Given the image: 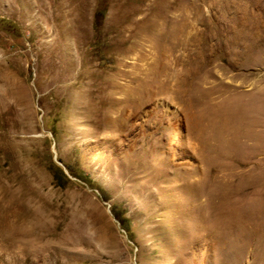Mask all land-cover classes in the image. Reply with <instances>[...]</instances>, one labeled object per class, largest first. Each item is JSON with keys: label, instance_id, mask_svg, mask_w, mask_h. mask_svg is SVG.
<instances>
[{"label": "rangeland", "instance_id": "1", "mask_svg": "<svg viewBox=\"0 0 264 264\" xmlns=\"http://www.w3.org/2000/svg\"><path fill=\"white\" fill-rule=\"evenodd\" d=\"M0 264H264V0H0Z\"/></svg>", "mask_w": 264, "mask_h": 264}, {"label": "trees", "instance_id": "2", "mask_svg": "<svg viewBox=\"0 0 264 264\" xmlns=\"http://www.w3.org/2000/svg\"><path fill=\"white\" fill-rule=\"evenodd\" d=\"M60 172V169H57Z\"/></svg>", "mask_w": 264, "mask_h": 264}]
</instances>
